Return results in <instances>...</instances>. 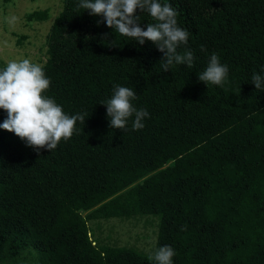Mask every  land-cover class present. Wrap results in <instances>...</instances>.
<instances>
[{"label": "trees", "instance_id": "obj_1", "mask_svg": "<svg viewBox=\"0 0 264 264\" xmlns=\"http://www.w3.org/2000/svg\"><path fill=\"white\" fill-rule=\"evenodd\" d=\"M165 2L189 31L178 51H193L192 67L165 72L152 41L140 45L98 24L103 17L80 0H61L44 95L85 123L52 152L0 128V264H153L165 245L173 264H264V88L251 80L264 75V0ZM137 15L145 30L155 23ZM50 18L49 10L26 15L27 23ZM12 34L19 46L27 39ZM213 53L229 68L222 85L198 78ZM115 85L135 91L134 107L149 113L142 129L132 130L134 116L126 129L110 127L101 103ZM6 118L0 109V124ZM147 215L161 216L151 251L92 239L91 220Z\"/></svg>", "mask_w": 264, "mask_h": 264}, {"label": "clouds", "instance_id": "obj_2", "mask_svg": "<svg viewBox=\"0 0 264 264\" xmlns=\"http://www.w3.org/2000/svg\"><path fill=\"white\" fill-rule=\"evenodd\" d=\"M80 8L90 11L94 16H102L103 21L115 33L129 37L143 45L152 41L158 50L164 53L160 63L165 72L174 64L192 67L194 53L185 48L178 51L180 45H187L189 31L178 25V11L170 2L161 0H80ZM141 13L147 12L155 23H147L146 30L141 27ZM107 36L108 34H104ZM229 68L222 64L213 53L207 67L198 78L207 85H222L227 79ZM256 89L264 88V75L254 73L251 77ZM43 65L29 58L12 59L0 68V109L7 118L0 128L15 133L29 147L47 148L52 152L59 142L72 137L77 121L85 123L84 115L66 114L61 105L52 97L44 95L50 87ZM136 92L129 87L115 85L111 98L101 103L106 105L110 127L126 129L128 120L135 117L132 130L144 127L142 121L149 113L134 107L132 101ZM186 230L185 228L181 229ZM175 251L172 246L158 247L149 260L153 264H173Z\"/></svg>", "mask_w": 264, "mask_h": 264}, {"label": "rangeland", "instance_id": "obj_3", "mask_svg": "<svg viewBox=\"0 0 264 264\" xmlns=\"http://www.w3.org/2000/svg\"><path fill=\"white\" fill-rule=\"evenodd\" d=\"M37 10H49L51 18L46 22L27 23L26 15ZM61 10V0H12L8 4L0 0V61L6 64L12 59L29 58L33 62L45 65L48 62L47 35ZM12 33L26 35L27 39L19 46L16 43L17 38ZM160 224V215L88 222L95 243L141 252L151 251L152 244L149 243H152V239L157 240ZM108 234L113 237L105 238Z\"/></svg>", "mask_w": 264, "mask_h": 264}]
</instances>
